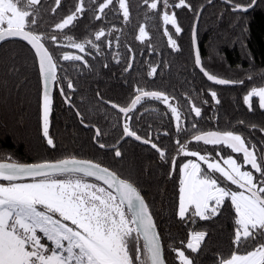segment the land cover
Wrapping results in <instances>:
<instances>
[{
	"label": "trees",
	"instance_id": "obj_1",
	"mask_svg": "<svg viewBox=\"0 0 264 264\" xmlns=\"http://www.w3.org/2000/svg\"><path fill=\"white\" fill-rule=\"evenodd\" d=\"M79 2L60 0L57 7L55 0H41L37 22L31 28L44 38L42 42L57 65L49 115L53 145L43 135L41 83L33 52L21 40L0 43V162L35 164L77 158L104 166L134 185L144 198L166 264H179L176 249L184 250L193 264H218L221 257L228 258L236 251L232 242L234 208L227 199L221 214L208 220L193 218L190 212L180 219L181 167L195 158L184 155L180 147L186 145V151L213 159L218 152L224 158L231 156L243 170L259 177L250 165H243L242 153H233L224 145H205L194 137L210 131L241 135L264 166V109L256 97L250 101L251 110L244 102L252 87L264 86V0H258V7L248 13H235L226 0H186L192 10L164 8L162 0H126L127 22L119 0H113L103 13L98 9L104 0H83L84 11L78 19L63 30L56 29L55 25L72 14ZM152 2L157 3V9L150 8ZM168 2L174 5L179 0ZM233 2L246 5L248 0ZM202 6L196 32L202 66L218 78L243 84H212L196 69L191 32ZM165 12L175 14L179 34L174 26L164 23ZM141 27L146 32L143 40L139 39ZM100 30L105 35L97 41L95 34ZM169 36L179 50L171 48ZM68 37L76 43L91 40L97 47L86 44L85 51L80 52L71 47ZM65 54L83 59L65 61ZM153 68L156 71L150 75ZM138 90L162 93L168 103L142 98L124 117L105 104L126 108L141 94ZM210 91L217 93L219 104ZM169 104L177 108L179 120ZM193 106L201 109L199 117ZM125 125L149 143L126 139L112 149L122 138ZM93 128L99 133L95 141ZM152 144L165 153L163 159ZM117 150L119 157L115 155ZM201 165L206 168L203 162ZM87 180L103 186L93 178ZM192 231L206 233L197 253L186 249ZM250 250L241 248L239 252Z\"/></svg>",
	"mask_w": 264,
	"mask_h": 264
},
{
	"label": "snow or ice",
	"instance_id": "obj_2",
	"mask_svg": "<svg viewBox=\"0 0 264 264\" xmlns=\"http://www.w3.org/2000/svg\"><path fill=\"white\" fill-rule=\"evenodd\" d=\"M148 0H145L147 3ZM235 13H248L258 7V0H248L246 5L226 0ZM41 0H0V42L8 39H21L35 50L38 58L39 74L43 78L42 120L43 135L47 143L53 145L49 138V115L52 106L50 83L57 80V65L49 53L41 35L34 33L31 28L36 24L37 5ZM57 7L60 0H55ZM113 3L104 0L98 11L103 13ZM163 7H186L191 5L186 0L170 5L168 0H162ZM125 22L129 18L126 0H119ZM151 9H157V3L150 4ZM55 11V9H53ZM84 4L80 0L72 14L56 29L63 30L78 19L83 13ZM101 19V16H96ZM165 24H171L175 33L181 28L177 24L175 14L163 15ZM139 39L146 36L145 29H139ZM167 34V33H166ZM105 35L103 30L95 34L99 41ZM52 41L56 40L53 36ZM71 47L80 52L85 51L86 44L96 48L91 40L76 43L71 37L67 38ZM196 38L193 32V44ZM168 43L174 50H179L171 36ZM78 55H63L65 61H80ZM195 63L208 81L217 85L243 84V81H231L210 74L201 64L199 52H196ZM131 65H129V68ZM127 70V69H126ZM155 68L150 75L154 74ZM251 79V77H249ZM73 86L69 82L68 88ZM132 101V107L140 103L142 98H152L168 103V97L159 92L138 90ZM63 93V89H61ZM211 98L219 104L215 91H210ZM253 97L259 98V107L264 109V86L252 87L244 96V102L251 110ZM115 107V105H113ZM171 112L179 120L176 107L169 104ZM128 113L131 108H120ZM196 117L201 115V109L193 106ZM242 123V122H241ZM195 127V125H193ZM255 127V126H253ZM179 130V129H178ZM127 136L141 140L135 132L125 125ZM197 142L205 145H224L233 153L243 154V165H250L253 171L241 170L242 165L231 156L224 158L218 152L215 159L198 152L186 151V145L180 151L186 156L197 157L201 163L189 161L181 168L179 196V217L185 219L191 210V217L208 220L221 214L225 200L231 202L235 212L233 245L236 249L230 257H221L218 264H264V166L258 162L255 150H250L241 135L228 132L210 131L196 135ZM149 143L148 140L143 141ZM104 147V145H100ZM161 158L165 153L152 144ZM115 155L121 153L117 150ZM173 166L175 160L172 161ZM217 174H219L217 176ZM63 177V178H58ZM92 177L102 181L100 186L88 182ZM30 179L31 182H21ZM230 182L237 190H232L222 183ZM70 222V223H69ZM195 223V220L192 221ZM42 233L43 237L38 235ZM206 233L192 231L186 249L197 253L201 248ZM42 238L47 242L42 243ZM251 248L244 254L239 249ZM179 264H193V259L182 249L174 250ZM0 264H166L160 243L159 234L148 212L147 205L137 189L128 181L120 179L106 168L87 161L65 159L58 162H43L37 164H19L15 162H0Z\"/></svg>",
	"mask_w": 264,
	"mask_h": 264
},
{
	"label": "water",
	"instance_id": "obj_3",
	"mask_svg": "<svg viewBox=\"0 0 264 264\" xmlns=\"http://www.w3.org/2000/svg\"><path fill=\"white\" fill-rule=\"evenodd\" d=\"M204 7L205 6H202L200 9H199V11H198V13H197V15H196V18H195V21H194V24H193V27H192V32H191V41H192V50H193V57H194V63H195V55H196V52L198 51V45H197V37H196V32H197V25H198V21H199V18H200V15H201V13H202V11H203V9H204ZM251 10V9H250ZM193 32H195V38H196V42H195V45L193 44ZM17 40H21V39H17ZM22 42H24L25 44H27V42L26 41H23V40H21ZM1 43V42H0ZM28 45V47L31 49V51L33 52V54H34V56H35V50L34 49H32L31 48V46L29 45V44H27ZM199 52V51H198ZM35 58H36V62H37V66H38V71H39V65H38V58L35 56ZM195 67H196V69L203 75V73L200 71V68L196 65V63H195ZM39 76H40V74H39ZM204 76V75H203ZM204 78L207 80V78L204 76ZM208 81V80H207ZM54 82L55 81H53V82H51L50 83V95H51V98H52V94H53V90H54ZM208 82H210V83H212V84H214L213 82H211V81H208ZM40 83H41V96H42V100H43V78L40 76ZM217 85V84H216ZM234 85V84H233ZM233 85H220V86H233ZM140 95V94H139ZM136 98V96L132 99V101L134 100ZM132 101L130 102V104L126 107V108H131V110L133 109V107H132ZM68 104V103H67ZM105 104L108 106V107H110L111 109H113V110H115L116 112H118L119 114H121L123 117L124 116H126L128 113H123V112H121L120 111V108H122V107H119V106H117V105H115V104H113V103H108V102H105ZM113 105H115V107H113ZM85 128H89V126H86V125H83ZM94 129V131H95V135H94V138H93V140L95 141L96 140V138H97V136L99 135V133H98V130L96 129V128H93ZM126 139H130V140H133V141H135V142H137V143H142V144H147V143H144L143 141H145V140H143V139H141V140H136L135 139V137H132V136H127L125 133H124V130H123V136H122V138L119 140V142L115 145V146H113V148L112 149H114V148H116V147H118L124 140H126ZM200 142H202V141H200ZM66 159H75V160H78V161H87V162H91V163H93V164H97V163H95V162H92V161H89V160H83V159H77V158H66ZM62 160H65V159H62ZM58 161H61V160H58ZM58 161H54V162H58ZM53 162V163H54ZM35 164H37V163H35ZM25 165H30V164H25ZM97 165H99V164H97ZM100 167H102V168H105L104 166H101V165H99ZM107 169V168H106ZM109 170V169H108ZM110 171V170H109ZM112 172V171H111ZM118 177V176H117ZM90 178H92V177H90ZM93 179H95V178H93ZM26 181H31L30 179H25V180H23V181H21V182H26ZM98 182H100L102 185H103V182L102 181H98ZM130 183V182H129ZM103 186H105V187H107L106 185H103ZM134 186V185H133ZM135 187V186H134ZM136 188V187H135ZM137 189V188H136ZM138 191V190H137ZM139 192V191H138ZM140 193V192H139ZM141 195V194H140ZM141 197H142V195H141ZM143 198V197H142ZM143 200H144V198H143ZM144 202H145V200H144ZM146 204V203H145ZM148 208V207H147ZM148 212H149V209H148ZM150 213V212H149ZM151 215V214H150ZM152 217V216H151ZM152 220H153V218H152ZM154 222V221H153ZM155 224V223H154ZM155 229H156V232L158 233V231H157V228H156V225H155ZM161 243V242H160ZM162 247V246H161ZM162 254H163V250H162ZM163 258H164V254H163Z\"/></svg>",
	"mask_w": 264,
	"mask_h": 264
},
{
	"label": "rangeland",
	"instance_id": "obj_4",
	"mask_svg": "<svg viewBox=\"0 0 264 264\" xmlns=\"http://www.w3.org/2000/svg\"><path fill=\"white\" fill-rule=\"evenodd\" d=\"M169 15H171L170 13H169ZM257 99H258V101H259V98L258 97H256ZM216 156V155H215ZM227 158V157H226ZM189 161H194V162H199V163H201L200 161H198V159H197V157H195L194 159H191V160H189ZM189 161H187V162H189ZM187 162H185V163H187ZM238 163V162H237ZM183 166V165H182ZM202 166V165H201ZM182 168V167H181ZM202 168H204L203 166H202ZM241 170L242 171H244L242 168H241ZM58 178H63V177H58ZM181 178H182V173H181ZM26 182H31V181H26ZM88 182H90V181H88ZM91 183V182H90ZM222 186H227V187H229V188H231L232 190H235V189H233L232 187H231V185H229V184H225V183H222ZM227 200V199H226ZM230 201V200H229ZM190 213H191V210H190ZM70 223V222H69ZM38 235H40L41 237H43V234L42 233H38ZM42 243H50V242H47L46 241V239L45 238H42V241H41Z\"/></svg>",
	"mask_w": 264,
	"mask_h": 264
},
{
	"label": "bare ground",
	"instance_id": "obj_5",
	"mask_svg": "<svg viewBox=\"0 0 264 264\" xmlns=\"http://www.w3.org/2000/svg\"><path fill=\"white\" fill-rule=\"evenodd\" d=\"M163 250V249H162Z\"/></svg>",
	"mask_w": 264,
	"mask_h": 264
}]
</instances>
